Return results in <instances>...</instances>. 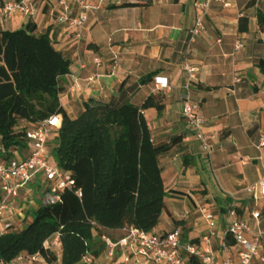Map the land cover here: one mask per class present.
Masks as SVG:
<instances>
[{
    "label": "crops",
    "instance_id": "obj_1",
    "mask_svg": "<svg viewBox=\"0 0 264 264\" xmlns=\"http://www.w3.org/2000/svg\"><path fill=\"white\" fill-rule=\"evenodd\" d=\"M206 1L151 0L149 6L122 7L123 3L139 0H89L97 9L89 14L79 47L71 38L70 29L58 22V0H38L32 17H0V29L4 30L20 29L28 22L37 25L38 34L50 29L58 50L71 60L70 75L77 78L69 74L63 77V108L72 119L83 111V103L91 99L114 106H141L150 95L163 97L164 111L157 114L151 110L147 116L155 144L181 137L171 150L159 156L158 162L166 190L176 194L168 199L171 211L184 225L176 226L164 214L153 231L165 233L179 227L189 232L187 240L200 237L207 228L203 217H195L192 202L198 207H213L220 215L222 227L228 203L216 183L207 178L200 148L183 117L188 94L200 104L201 114L208 120L206 131L218 136L214 163L217 175L220 173L219 182L225 191L244 198V210L249 212L256 207H252L253 202L257 204L246 189L264 177L250 181L242 174L235 178L228 172L234 163L227 165L236 160L248 163L249 156L243 159L242 152L257 149L259 134L264 129V76L257 66L264 59V0H212L205 18L206 31L188 52L197 6ZM242 19L247 20L243 25ZM240 26L247 27V31H240ZM237 41L242 42V48L235 52ZM95 59L100 60V66L94 63ZM186 60L198 69L191 81L184 68ZM80 63H84V69ZM156 71L155 77L169 79L170 89H154L155 77L148 84L141 83L142 78ZM236 75L242 81L234 84ZM91 76H96L94 82L87 81ZM75 81L79 88L71 92ZM20 126L28 127L27 123ZM259 151L262 155L254 157V163L264 162V151ZM0 152L6 153L2 145ZM38 203L39 200L34 209ZM259 204L264 228V201ZM134 248H121L123 256L117 250L110 264H152L137 255ZM91 257L92 264H102L99 257ZM79 264L87 263L82 260Z\"/></svg>",
    "mask_w": 264,
    "mask_h": 264
},
{
    "label": "trees",
    "instance_id": "obj_2",
    "mask_svg": "<svg viewBox=\"0 0 264 264\" xmlns=\"http://www.w3.org/2000/svg\"><path fill=\"white\" fill-rule=\"evenodd\" d=\"M150 3L139 0L122 7ZM37 31L33 22L20 29H0V145L8 158L13 157L26 147L21 123L61 114L52 158L73 174L76 187L65 191L55 205L29 210V223L0 236V260L9 264L24 253H41L48 260L52 253L45 254L44 244L59 234V264H79L88 255H99L106 247L101 237L109 238V233L152 232L164 214L183 226L171 211L168 199L176 194L166 190L158 162L181 137L155 144L147 116L151 110L164 111L163 97L150 95L141 106L91 99L75 119L70 118L59 94L65 90L63 77L70 74L71 60L58 50L50 29ZM240 31L247 27L240 26ZM257 66L264 76V59ZM157 74H148L141 83H150ZM188 233L184 230L183 240ZM126 236L109 239L119 242ZM188 264L199 262L190 258Z\"/></svg>",
    "mask_w": 264,
    "mask_h": 264
},
{
    "label": "built area",
    "instance_id": "obj_3",
    "mask_svg": "<svg viewBox=\"0 0 264 264\" xmlns=\"http://www.w3.org/2000/svg\"><path fill=\"white\" fill-rule=\"evenodd\" d=\"M38 0H0V17L12 18L16 15L28 18L35 14V2ZM212 0L197 6L198 12L194 26L190 31L187 43L189 52L197 39L206 31L205 18L211 7ZM61 14L58 22L70 29L72 37L81 45L83 32L87 25L89 14L97 9L89 0H58ZM228 4H225L227 6ZM242 48V42L237 41L235 52ZM97 66L101 65L99 59H95ZM84 69V63H80ZM189 74L190 81L196 78L198 69L187 60L184 65ZM70 75V74H69ZM77 79L75 74L70 75ZM96 76L87 79L94 82ZM240 75L233 77L234 84L240 83ZM154 89L168 90L170 82L168 78L155 77ZM79 88L75 81L71 92ZM264 93V87H262ZM65 90L59 94L61 107H64ZM200 104L193 102L188 94L183 103L182 114L187 126L192 130L194 139L198 143L201 155L208 167L211 168L222 197L228 201L225 206V225L222 227L220 215L213 207H199V212L206 223L205 232L194 240H183V231L176 227L170 232H143L131 230L130 234L119 242L103 236L105 250L113 256L118 248L130 246L137 255L149 260L152 264H188L190 258L199 264H264V228L261 226L262 213L259 202L264 201V177L256 184L246 189L247 195L257 204L255 209L244 210V198L238 193L225 191L217 175L214 163L215 147L218 136L208 133L206 127L208 120L202 116ZM61 114L52 115L36 123H27L23 141L26 147L22 151L15 152L8 158L6 153L0 152V236L10 230L22 229L25 206L19 205L22 194H29L31 186L33 196L38 192L40 205H55L62 201V194L67 190H74L76 182L71 172L60 168L52 158V148L57 136V130L61 125ZM257 149H264V129L260 132ZM80 195V192H78ZM34 206V205H33ZM36 208V209H37ZM216 242V244H215ZM61 248L60 235L55 234L44 244V252H52L53 247ZM47 259H50L47 257ZM83 260L92 264L91 255ZM46 261L43 254H21L9 264H39ZM0 264H6L0 260Z\"/></svg>",
    "mask_w": 264,
    "mask_h": 264
},
{
    "label": "rangeland",
    "instance_id": "obj_4",
    "mask_svg": "<svg viewBox=\"0 0 264 264\" xmlns=\"http://www.w3.org/2000/svg\"><path fill=\"white\" fill-rule=\"evenodd\" d=\"M25 130L26 128H24L23 126H20L19 129L21 130ZM264 151V149H263ZM246 155L249 156V162L248 163H242V162H239L238 160H236L237 162H227V165H229L230 163H234V166L231 167V168H228V172H231L232 173V177H235V178H240L242 177V174H245L249 179L250 181H255L257 179H259L261 176H264V162H260L258 160V163H254V161H256L257 159L254 158L256 156H260L262 155V152L259 151V150H255L253 149L252 151L250 152H242V158L245 159L244 157H246ZM205 163V161H204ZM206 165V163H205ZM207 178L214 181L217 185V187H219V183L216 181L214 175H213V172L211 170L210 167H208L206 165V170L204 171ZM219 175L220 173H218V178H219ZM33 188H35L34 186L30 187L29 189V194L26 195V194H22V198L19 199V205L20 206H25V211L28 213L29 210L33 209V205L36 203L37 200H39V197H38V192H36L33 196V200L31 199V197H29V195L31 193H33ZM200 192V191H198ZM255 203L253 202L252 204V207H255ZM257 206L260 207V204H257ZM192 207H193V211L195 212V217H202V214L199 212V207L197 206L196 203L192 202ZM264 208V207H262ZM261 208V209H262ZM27 213H24L23 214V223H22V228L31 221V216L27 217ZM130 232L129 231H118V232H114V233H109L107 234V236L109 238H117L119 236H122V235H129ZM111 235V237H110ZM123 249V248H122ZM118 250V254L119 256H123V251H121V247L117 249ZM117 250L115 252V254L117 253ZM61 248L58 247V246H55L53 247L52 249V255L50 257V259L46 260V264H59L58 260L60 259L61 257ZM115 254L113 256H110L107 254L105 248H103V250L100 251L99 255L97 257H99V261L100 263L102 264H110L112 263V260L115 256Z\"/></svg>",
    "mask_w": 264,
    "mask_h": 264
}]
</instances>
